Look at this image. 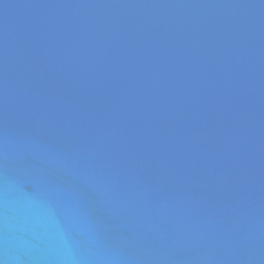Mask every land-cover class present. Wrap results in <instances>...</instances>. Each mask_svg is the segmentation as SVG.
Segmentation results:
<instances>
[{"label": "water", "instance_id": "obj_1", "mask_svg": "<svg viewBox=\"0 0 264 264\" xmlns=\"http://www.w3.org/2000/svg\"><path fill=\"white\" fill-rule=\"evenodd\" d=\"M0 264H264V0H0Z\"/></svg>", "mask_w": 264, "mask_h": 264}]
</instances>
